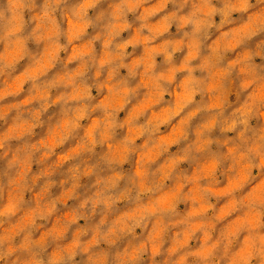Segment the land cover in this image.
I'll return each instance as SVG.
<instances>
[{
    "label": "clouds",
    "instance_id": "clouds-1",
    "mask_svg": "<svg viewBox=\"0 0 264 264\" xmlns=\"http://www.w3.org/2000/svg\"><path fill=\"white\" fill-rule=\"evenodd\" d=\"M0 264H264V0H0Z\"/></svg>",
    "mask_w": 264,
    "mask_h": 264
}]
</instances>
